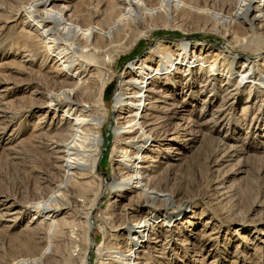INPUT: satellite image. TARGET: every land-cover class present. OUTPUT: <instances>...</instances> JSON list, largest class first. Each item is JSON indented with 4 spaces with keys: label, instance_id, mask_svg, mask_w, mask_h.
Here are the masks:
<instances>
[{
    "label": "rangeland",
    "instance_id": "rangeland-1",
    "mask_svg": "<svg viewBox=\"0 0 264 264\" xmlns=\"http://www.w3.org/2000/svg\"><path fill=\"white\" fill-rule=\"evenodd\" d=\"M108 56L98 111L49 106L91 102ZM133 94L162 102L145 116ZM90 114L99 180L57 143ZM127 173L145 180L120 190ZM0 264H264V0H0Z\"/></svg>",
    "mask_w": 264,
    "mask_h": 264
},
{
    "label": "bare ground",
    "instance_id": "bare-ground-1",
    "mask_svg": "<svg viewBox=\"0 0 264 264\" xmlns=\"http://www.w3.org/2000/svg\"><path fill=\"white\" fill-rule=\"evenodd\" d=\"M129 3V2H128ZM65 11V10H64ZM62 14V13H61ZM60 19H63V16L61 18H57L55 21H54V24L53 26H49V27H46L44 30H42L41 32V36L43 38H47L46 40V43H50L49 46H45L47 48V50L49 51V57L50 55H53L51 56V58L55 59L56 57H54V54H59V56L63 55L62 53H68V49H65L62 47V45H60L62 42H61V39L60 37L58 36H55V34L58 32H62V27H60ZM245 22H248L249 25L251 27H254L253 26V21L252 20H249L248 18V15H246V18L244 19ZM58 48H61L59 51L57 50ZM65 58V57H64ZM71 57H66V59H64L63 63H66L63 67H62V70L68 74H71L72 73V70L74 69V61H76L77 57H75L73 55V58H75V60ZM80 60V59H79ZM105 62L103 63H100V64H97V63H93L95 65H93L92 63L88 64L87 62L83 61V62H80V70L81 72H85L87 67L89 65H93L97 71V74L95 75L93 81H92V86L94 87L93 89H89V93H88V96L90 97L89 99H91L92 101H86V103H82L83 100H78L77 98H75L74 96V93L72 92L73 89H70V88H62L61 91L59 93L57 92H54L53 90H49L48 89V98H49V106L50 107H59L61 105H64V104H68L69 106L70 105H82L84 110H90L91 107H95L97 106L98 104L100 103H97L98 99L102 98V94H103V87L104 85L102 84V75L108 71V68H110V64L112 62V58L108 56V58H105L104 59ZM62 63V64H63ZM70 78V77H68ZM129 81V80H128ZM127 85V84H126ZM129 85V83H128ZM127 85V86H128ZM128 89L130 90V87L128 86ZM127 89V90H128ZM150 91V90H149ZM127 94V92H125ZM143 94V93H142ZM150 95V94H148ZM148 96L147 95H136V94H133L131 95L130 97V100L128 101L129 104H132L133 106L135 107H138V108H144L146 106H150L148 107V113L145 115V116H150L151 115V109L153 107V102H159L161 100H159L158 98H156V100H152V98H147ZM162 102V101H161ZM48 105V104H47ZM131 105V106H132ZM160 108V107H159ZM158 108V109H159ZM95 109V112L99 110L98 106L94 108ZM145 109V108H144ZM161 113L162 116L164 115V118H165V115L167 114H171L169 113V110L170 108L164 106L162 107L161 109ZM141 111V110H140ZM159 112V111H158ZM135 114H138V113H135ZM134 114V115H135ZM142 114V113H141ZM157 115V114H156ZM125 117V116H124ZM132 117V116H131ZM153 117V116H152ZM155 117V116H154ZM158 117V116H157ZM128 118V117H127ZM162 118V117H161ZM180 118V117H179ZM126 119V117H125ZM146 120H150V118L148 117H145ZM163 119V118H162ZM168 119V118H167ZM182 119V118H181ZM127 120V119H126ZM132 120V119H131ZM135 120V119H134ZM137 120V119H136ZM144 120V119H143ZM169 120V119H168ZM171 120V119H170ZM145 121V120H144ZM164 121H166L164 119ZM131 122V121H129ZM137 122V121H136ZM135 122V124H136ZM146 122V121H145ZM169 122V121H167ZM139 122H137L138 124ZM163 122H151V123H146L144 126H151V125H154V126H151L150 128H148L147 130H156V129H161L162 127V124ZM123 124V123H122ZM128 124V123H126ZM134 124V125H135ZM170 124V123H169ZM74 125H76L75 127H73V131L70 133L69 136H72V137H79V138H85L86 139V143L89 144H93V148L92 146L90 145H87L86 147H83L81 146V148L83 149H79L75 144L72 143V140L69 139V136L68 138L66 139H62V142H57L58 143V146H59V149H61L60 152L64 153L65 154V158H64V165L65 167L67 168V174H72L69 172V169L71 168H86L87 170L89 169L90 171V174L91 176H94L96 179H100V177L96 174V164H97V161H98V156H99V149H98V143H99V137H100V129H99V124L96 120V118L94 117V115L90 114V115H84L83 117H80V118H77L76 119V122L74 123ZM167 125V124H166ZM87 126H90L92 128V130H89L87 129ZM143 126V127H144ZM183 124H179V127L182 128ZM122 127V126H121ZM123 127H125V130H126V126L124 125ZM131 127V126H130ZM134 127V126H133ZM156 128V129H155ZM166 128V126H165ZM122 129V128H121ZM127 129H129L127 127ZM134 129V128H133ZM172 129V128H171ZM95 130V131H94ZM124 130V131H125ZM164 130V129H163ZM176 130V129H175ZM184 130V129H183ZM123 131V129H122ZM127 131V130H126ZM130 131V129H129ZM135 131V130H134ZM137 131V130H136ZM141 131V130H140ZM143 131V130H142ZM148 131V132H149ZM161 131V130H160ZM159 131V132H160ZM152 132V131H150ZM149 132V133H150ZM154 132V131H153ZM152 132V133H153ZM165 132V131H164ZM157 133V132H155ZM174 132L172 131L170 133V130L167 129L166 132H165V136H166V139L165 140H170L172 138H169L170 135H172ZM125 134H123L124 136ZM140 135V134H139ZM161 135V134H160ZM122 136V135H121ZM155 136V135H154ZM159 136V135H158ZM164 136V135H162ZM161 136V137H162ZM126 137V136H125ZM133 137V136H132ZM157 137V136H156ZM123 138V137H122ZM138 137H134L131 141H135L137 140ZM150 139V137H149ZM129 141V140H128ZM127 141V142H128ZM129 143V142H128ZM141 144V143H140ZM154 144V143H153ZM139 147V146H138ZM92 150V151H91ZM88 153H91L92 154V159H90V163H88V158H89V154ZM125 154V153H124ZM126 155V154H125ZM124 156V155H123ZM145 156V155H143ZM91 157V156H90ZM145 157H148V156H145ZM126 158V157H125ZM127 159L129 160V158L127 157ZM147 160V159H146ZM145 161V160H143ZM126 163V162H124ZM78 165V166H77ZM138 167V166H137ZM123 170V169H122ZM137 172V171H136ZM145 173V172H144ZM87 172L86 173H83V175H79L77 176V181L80 182V183H84L85 180H81L83 178H85ZM128 176H126L124 174V176L126 177H122L121 179H117L116 180V187H118L120 190H123V189H126L127 187H131L132 185L136 184L137 185L145 180L142 176H139V175H134V174H131L129 175V173H127ZM88 175V174H87ZM122 175H123V171H122ZM121 176V175H120ZM145 176H148L145 174ZM148 179V178H146ZM150 179V177H149ZM97 182V181H96ZM144 184V183H143ZM139 186V185H138ZM60 188H62L61 186H59ZM143 187V186H142ZM117 188V189H118ZM133 189V188H132ZM124 194V193H123ZM69 206V205H68ZM93 210V207L90 208L89 210V214L92 212ZM88 214V215H89ZM89 218L90 216H87V220L89 221ZM117 228V227H116ZM87 250L89 249V246H87L86 248ZM87 255V252L85 253ZM86 257V256H85Z\"/></svg>",
    "mask_w": 264,
    "mask_h": 264
}]
</instances>
